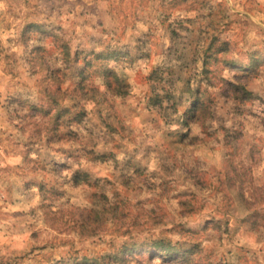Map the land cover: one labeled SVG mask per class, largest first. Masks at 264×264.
I'll return each instance as SVG.
<instances>
[{
	"label": "clouds",
	"instance_id": "1",
	"mask_svg": "<svg viewBox=\"0 0 264 264\" xmlns=\"http://www.w3.org/2000/svg\"><path fill=\"white\" fill-rule=\"evenodd\" d=\"M169 2L148 0L145 6L141 0H0V140L11 136V141L19 144V147H12L6 140L0 143V213L35 210L34 230H44V238L51 240L56 233L43 222L45 213L39 207L43 203L41 187L49 190L62 184L67 191L75 192L76 198L68 205L71 207L84 203L79 194L85 186L72 188L77 170L96 177L107 175L104 167L89 163L84 151L91 146L89 141L103 147V139H97L103 136L100 128H95V135L89 136L84 127L74 125L73 131L80 133L79 142L53 140L49 144L46 141L51 133L44 129L40 116L35 113L54 107L53 97L64 107L79 102L78 108L85 112V127L91 130L97 122L98 112L109 111L101 101L105 97L113 99L107 86L113 74L132 85L128 104L136 108L135 113H127L117 101V110L126 113V139L123 143L128 154L146 165L149 173L159 171L163 163L178 164L175 175L180 177L184 165H191L193 153L202 158L207 154L210 164L221 167L222 153L227 150L208 153L205 146L199 150L182 149L185 159L178 162L165 161L162 157L166 137L183 136L189 133V129L192 135L203 137L205 124L211 126L209 130H215L224 123L234 131L239 121L244 125L246 138L259 143L262 149L260 163L253 166L251 176L256 178L255 183L264 194V0H198L195 9L177 10L170 15ZM121 12L132 14L130 22L123 23ZM220 15L234 22L231 31L225 33L226 39L231 41L230 59L234 63L229 65L228 72L223 73L227 83L211 90L216 103L209 109V119L194 122L200 107V89L193 83V94H185L181 109L174 114L169 112L167 121L159 119L158 126L154 125L148 119L150 112L145 107L149 85L139 82L138 75L146 76L149 68H155L166 78L175 80V87L170 90L179 95L183 84L176 78L181 75L184 64L183 44L193 38L196 29L206 28ZM166 16H169L168 24L175 27L177 23H183L192 31L181 32L178 39L172 38L162 26ZM53 41L56 42L55 52L44 56L41 42L51 48ZM64 45L68 51L67 62ZM73 61L82 63L73 64ZM97 62H101L99 67H96ZM89 66L94 68L91 76ZM54 74L58 79H49ZM58 85H62V92H56ZM78 85L85 89L95 88V95H82L78 90L73 93ZM185 108L192 115H186ZM237 109H242L243 115H235ZM182 117L183 126L179 122ZM22 128L26 131L22 132ZM37 129L40 135L36 134ZM29 141L34 143L25 147ZM5 149H8L7 155ZM63 150L67 151L61 154ZM127 158L124 153L118 154L121 161ZM249 163L245 161V164ZM41 165L48 170L41 171ZM8 189H11L14 204H5ZM200 195L206 197L208 193ZM245 195L252 199L248 192ZM206 202L207 207L199 217H177L173 211L166 225L140 230L117 259L123 264H131L133 257L127 253L133 251V245L137 251L150 250L163 233L175 250V264H187L183 256L186 250H190L187 233L204 232L225 219H231L233 214H239L237 205L229 208L220 196ZM62 204L63 201L54 203L50 214H55ZM172 205L176 207L177 201H172ZM10 223V220L0 219V259H8L24 251L28 244L37 242L29 240V232L9 231ZM83 243L90 246L88 239ZM226 246L245 247L259 254L261 264H264V231L237 234Z\"/></svg>",
	"mask_w": 264,
	"mask_h": 264
},
{
	"label": "rangeland",
	"instance_id": "2",
	"mask_svg": "<svg viewBox=\"0 0 264 264\" xmlns=\"http://www.w3.org/2000/svg\"><path fill=\"white\" fill-rule=\"evenodd\" d=\"M141 3L146 6L148 0H141ZM197 3L198 0H170L169 15L177 10L195 9ZM200 6L203 7V4ZM121 14L123 23L130 22L131 13ZM168 18L169 16L165 17L162 26L172 38L178 39L181 32L192 31L183 23H177L175 27L168 24ZM233 23L220 15L212 19L206 28L196 29L193 38L183 44L184 64L181 75L176 78L183 84L179 95L170 90L175 87V80L166 78L155 68H149L146 76L138 75L139 82L149 85L145 107L150 112L148 119L154 125L158 126L159 119L167 121L169 112L174 114L181 109L185 94H193V83L200 89V107L194 122H206L209 119V109L216 103L211 90L227 83L223 73L228 72L229 65L234 63L230 59L231 41L225 37V33L231 31ZM236 23L239 26V22ZM40 46L44 56L52 55L56 50L55 41L51 48L45 47L43 42ZM153 46L159 47L158 44ZM62 47L67 62V46ZM78 63L82 61H73V64ZM100 63L97 62L96 67ZM93 72L94 68L89 66V76ZM169 77H172V73H169ZM49 79L58 77L54 74ZM107 86L113 99L105 97L101 103L107 105L109 111L98 112L97 122L91 130L85 127V112L78 108L79 102L71 107H64L59 99L53 97L54 107L35 113L40 116L44 129L51 133L46 141L49 144L53 140L79 142L80 133L73 131L74 125L84 127L89 136L95 135V128H100L103 136L97 139H103V147L95 141H89L91 146L84 151L88 154L89 163L104 167L107 175L96 177L77 170L72 188L85 186L79 194L84 203L71 207L68 205L76 198L75 192L67 191L62 184L49 190L41 187L43 203L39 207L45 213L43 222L56 233L51 240L44 238V230H34L35 210H30L29 213H0V219L11 221L9 231L16 230L20 234L29 232V240L37 241L28 244L24 251L8 259H0V264H123L117 257L129 247L140 230L166 225L170 222L173 211L177 217H199L207 207L206 201L214 196H220L229 208L233 204L237 205L239 214H233L231 219H225L204 232L187 233L190 250L183 253L187 264H261L262 257L259 254L252 253L245 247L226 246L232 243L233 236L237 234L251 235L264 231V194L257 187L256 178L251 176L253 166L260 163L262 149L259 143L246 138L243 123L238 121L234 131L229 130L224 123L215 130H209L211 126L205 124L203 137L192 135L191 129L183 136L166 137L162 157L165 161L178 162L185 159L182 149L199 150L205 146L208 153L227 150L222 153L221 167L210 164L207 154L202 158L193 153L191 165H184L180 177L175 175L178 164L163 163L159 171L149 173L146 165L137 161L134 155L128 154L123 143L126 139V113L117 110V101L127 113L136 112V108L128 104L132 85L113 74ZM77 90L82 95L96 93L95 88L85 89L83 85H78L72 91L76 93ZM62 91V85H58L56 92ZM185 114L192 115L187 108ZM235 115H243V110L237 109ZM179 122L183 126V117ZM21 131L26 129L22 128ZM36 134H41L39 129ZM5 140L12 147H19L18 143L11 141V136ZM5 140H0V143ZM28 143L34 142H27L25 147ZM66 151L63 150L61 154ZM120 153L126 154L128 158L119 160ZM5 154H8V149H5ZM224 156H227L226 160ZM245 161L250 163L245 164ZM40 170L48 169L41 165ZM7 191L8 199L5 204H14L11 189ZM205 192L208 193L206 197L200 195ZM246 192L252 195V199L245 195ZM60 201H63L61 208L55 214H50L51 206ZM172 201H177L176 207L172 205ZM29 217L33 219L30 220ZM125 236L129 239H120ZM85 239L90 241V246L84 245ZM132 247L133 251L127 253L133 257L131 264H175V250L167 243V237L163 233L159 241L151 245L150 250L137 251L135 245Z\"/></svg>",
	"mask_w": 264,
	"mask_h": 264
}]
</instances>
